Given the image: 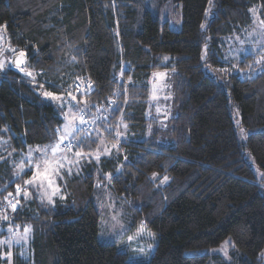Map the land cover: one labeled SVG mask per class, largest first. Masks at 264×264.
Returning <instances> with one entry per match:
<instances>
[{
    "label": "trees",
    "instance_id": "16d2710c",
    "mask_svg": "<svg viewBox=\"0 0 264 264\" xmlns=\"http://www.w3.org/2000/svg\"><path fill=\"white\" fill-rule=\"evenodd\" d=\"M166 1L0 0V26L26 51L32 73L13 68L9 52L0 67V205L18 201L10 220L0 214V237L9 222L34 230L31 257L14 264H264V69L253 77L209 69L233 68L219 60L220 41L251 24L254 4L261 3L264 19V0H181L180 31L159 19ZM164 54L171 56L168 65ZM167 67L175 70L178 102L168 145L146 135L148 77ZM80 78L89 86L77 93ZM43 87L72 93L95 121L91 134L71 143L76 151L90 156L99 145L95 132L114 140L119 119L134 133L109 157L86 160L80 173L62 179L66 199L53 207L34 189L25 196L15 167L27 145L53 141L64 122ZM108 189L121 209L125 202L129 222L157 235L155 249L144 246L140 257L100 239L104 207L113 202ZM227 238L231 258L209 252Z\"/></svg>",
    "mask_w": 264,
    "mask_h": 264
},
{
    "label": "rangeland",
    "instance_id": "374dc122",
    "mask_svg": "<svg viewBox=\"0 0 264 264\" xmlns=\"http://www.w3.org/2000/svg\"><path fill=\"white\" fill-rule=\"evenodd\" d=\"M250 14L252 18L251 24L241 30H235L231 34L224 35L220 41L221 52L219 53V60L231 64L233 68H222L220 65H214L210 67V71L213 73H240V75L253 77L260 73L264 69V19L262 18V5L261 3L254 4L250 9ZM159 19L161 22H168L170 29L174 31H180L183 24V4L181 0H167L161 10L159 11ZM115 33L118 34V29L115 28ZM0 44L2 47V56L0 62H3V67H6L8 64L7 55L8 52L11 53V56L18 52L25 50L14 46L10 43V38L5 31L4 27L0 26ZM15 50V51H13ZM253 55L255 59L248 60V66H244L241 62L245 59V56ZM206 56L205 47L203 49V57ZM171 56L164 54L162 58V64H170ZM11 64V62H9ZM127 64V63H126ZM20 70L19 68H16ZM24 73L29 72L27 67H24ZM228 69H230L228 71ZM174 69L167 67L157 69L152 71L148 77V84L150 87V94L148 99V108H147V117L151 118L149 122V127L147 129L148 137H155L158 141L168 145L174 141V138L168 134V122L170 119L175 117L178 113V102L175 99V93L173 89V73ZM43 98L47 101H50L62 109L63 124L58 130V136L53 141L44 144V145H27L26 152H23L15 161L16 172L19 173L18 176L24 177V182L32 178L35 169L29 167L30 163H34L41 158L43 153L39 152L37 148H44L45 146L52 145L58 142L60 136H65L63 143L67 142L69 144L75 142L77 139H83L86 135L92 133V130H85L84 125L85 121L82 117V107L78 103L77 98L73 99L72 93H69L66 96L64 93H56L48 89L41 88L40 90ZM45 92L53 93L55 96L62 98V101H56L44 95ZM73 114L76 116V119L72 121L75 131L72 132L71 136H68L64 132V126L68 123V118H71ZM240 110L235 112L234 121L237 126L240 124ZM80 117L83 119V123L80 122ZM239 128V127H238ZM154 131H158L157 135H154ZM133 132L130 130L129 123L123 119H119L117 124L114 126V136L115 139L111 140L106 135H101L100 137L96 132L94 138L98 139L99 145L91 154L82 156L79 159V163H73L67 165L65 168L61 169L60 176L56 178V185L59 188V191L56 195L52 196V201L50 202L46 197L41 199V191L37 189L35 185H26L27 192H31L34 189L42 202L48 206H56L58 203H63L66 199V193L63 190L61 180L66 178L68 175L73 176L74 174L80 173L83 170V166L86 160L94 159L97 162L101 161L102 157H109L112 151L119 146L121 140L127 139L129 136H133ZM240 141L245 140L244 131L241 132V129L238 130ZM141 137H138L140 139ZM62 143V144H63ZM61 147L65 149V153L68 157V160H75L76 157L74 153L81 152V150H75V147L72 145L71 150L68 151L67 147ZM115 145V147H113ZM31 152L32 155L29 157L28 153ZM99 155V159H96V156ZM63 162V161H62ZM23 166V171H20V166ZM68 167L71 168V171H68ZM121 168H118L120 171ZM255 171L259 172L256 168ZM259 177L261 176L258 173ZM109 176V175H108ZM153 178L157 177L156 173L151 175ZM168 181L162 178L160 183L164 184ZM107 187V186H106ZM106 195L109 196V200H113L110 205L105 206L103 210L102 219H101V230H100V239L106 242H112L117 245L120 251L129 252L132 254V250L135 249L136 255L142 257L146 253V248L144 246L152 249L156 247L158 243V237L152 232L144 223L142 222H129L128 215L126 214L125 202L121 200L122 209L116 204V199L114 198L111 191ZM51 190H49V193ZM8 202V200H7ZM5 203V202H4ZM2 204V203H1ZM12 213L9 211L2 212L1 218L4 220H10ZM5 216L7 219H5ZM128 219V220H127ZM133 220V219H132ZM18 224V223H17ZM28 226H31V232L27 234L24 238V229ZM2 231L5 232V235L0 237L1 242V258L2 264H14L16 257H21L23 259H28L31 257V241L33 237L34 230L31 223H26L24 227H21L19 224L14 225L13 222L1 226ZM142 229V231H139ZM131 238V239H130ZM231 238H227L226 241L216 248L209 250L211 254L221 253L226 259L231 258L228 254V250L232 247L230 244ZM140 249H144L143 252ZM223 249V250H222ZM225 252L227 255H225ZM134 259V258H133Z\"/></svg>",
    "mask_w": 264,
    "mask_h": 264
},
{
    "label": "snow or ice",
    "instance_id": "6c2138e0",
    "mask_svg": "<svg viewBox=\"0 0 264 264\" xmlns=\"http://www.w3.org/2000/svg\"><path fill=\"white\" fill-rule=\"evenodd\" d=\"M19 56L21 59L16 61L18 65L24 63V60L22 58L25 56V53L21 51L19 53ZM261 59H264V57H261ZM0 67H3V62H0ZM20 71H25V69L20 68ZM26 74L29 76L32 75L31 72H27ZM44 95L53 100L62 101L61 97L55 96L53 93L45 92ZM73 99H75V97H73ZM81 111H83V109H81ZM66 119H68L69 122L65 124L64 132L67 133L68 136H71L72 132L75 131V127L72 121L76 119V116L74 114L71 118H68L66 116ZM80 122H84L82 117H80ZM241 132H243V129H241ZM65 138L66 137L62 135L59 137L58 142L52 145L45 146L44 148H37V150L43 153V155L34 163H30L29 167H33L35 171L33 173L32 178L25 181V185H35L37 189L41 191V199H44L46 197L50 202L52 201V196L56 195L59 191V188L56 185V178L60 176L61 169L73 163L78 164L79 159L82 158V156L88 155L87 153L76 152L74 153L76 159L68 160V157L65 153V149L61 147V144L64 142ZM113 147H115V145H113ZM67 150H71L70 144L67 146ZM28 155L29 157H31L32 153L29 152ZM96 159H99V155L96 156ZM20 171H23L22 165L20 166ZM68 171H71L70 167H68ZM17 175H19V173H17ZM164 179L167 180L168 177H164ZM49 190H51L50 193ZM21 191V187L17 185V194H19ZM24 194L25 196L29 195L27 191H25ZM9 196H11V193H9ZM5 199H7V197ZM8 205L13 210H15L17 207V204L13 203L11 200H8ZM5 219H7L6 216ZM139 231H142V229H140ZM30 232L31 226L26 227L24 229V238H26L27 234ZM140 251L143 252L144 249H140ZM225 255H227L226 252Z\"/></svg>",
    "mask_w": 264,
    "mask_h": 264
},
{
    "label": "built area",
    "instance_id": "2783aa9c",
    "mask_svg": "<svg viewBox=\"0 0 264 264\" xmlns=\"http://www.w3.org/2000/svg\"><path fill=\"white\" fill-rule=\"evenodd\" d=\"M88 86H89L88 79H85V78L77 79L74 83V88H75L77 93L84 92L88 88ZM82 117L84 118V121H85L84 129L90 130V129H93L95 127V121L91 117H89L86 113L82 112ZM68 145H69V143H67V142L64 143L65 147H67ZM10 200L13 203H16L18 206L17 198L13 197ZM10 208L11 207L8 205V202L2 203L0 205V214L2 212L9 211Z\"/></svg>",
    "mask_w": 264,
    "mask_h": 264
},
{
    "label": "water",
    "instance_id": "95a60500",
    "mask_svg": "<svg viewBox=\"0 0 264 264\" xmlns=\"http://www.w3.org/2000/svg\"><path fill=\"white\" fill-rule=\"evenodd\" d=\"M20 52L21 51H18L16 53H14L11 56V58H10L11 65H12L13 68H19L20 69V68H24L27 65L28 55L25 52H24L25 56L22 58L24 60V63L23 64H19V65L16 63L17 60L21 59L20 56H19Z\"/></svg>",
    "mask_w": 264,
    "mask_h": 264
}]
</instances>
